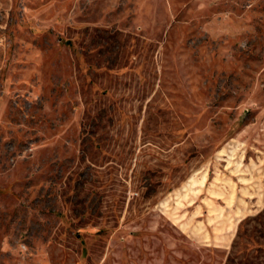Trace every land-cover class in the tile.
I'll use <instances>...</instances> for the list:
<instances>
[{
    "label": "rangeland",
    "instance_id": "374dc122",
    "mask_svg": "<svg viewBox=\"0 0 264 264\" xmlns=\"http://www.w3.org/2000/svg\"><path fill=\"white\" fill-rule=\"evenodd\" d=\"M0 264H264V0H0Z\"/></svg>",
    "mask_w": 264,
    "mask_h": 264
}]
</instances>
